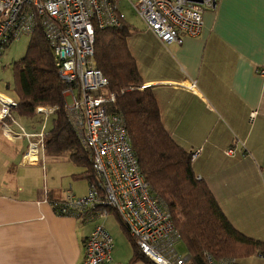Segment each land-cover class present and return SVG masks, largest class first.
Returning a JSON list of instances; mask_svg holds the SVG:
<instances>
[{"label": "crops", "instance_id": "crops-1", "mask_svg": "<svg viewBox=\"0 0 264 264\" xmlns=\"http://www.w3.org/2000/svg\"><path fill=\"white\" fill-rule=\"evenodd\" d=\"M135 29L128 49L166 131L184 150L200 149L192 162L196 177L237 231L264 243V0H219L215 11L204 14L199 35L179 45ZM8 88L1 83L0 94L18 102ZM13 116L27 133L39 129L40 119L43 130L52 119ZM27 146L0 123V264H82L83 242L97 220L82 223L60 213L52 200L79 196L72 185L63 190L69 181L86 195L84 170L44 151L29 162L23 158ZM228 149L234 155H225ZM110 217L100 222L106 226ZM113 243L110 264H146L130 262L128 238L114 237ZM251 259L264 264L259 256L245 262L254 264Z\"/></svg>", "mask_w": 264, "mask_h": 264}, {"label": "built area", "instance_id": "built-area-1", "mask_svg": "<svg viewBox=\"0 0 264 264\" xmlns=\"http://www.w3.org/2000/svg\"><path fill=\"white\" fill-rule=\"evenodd\" d=\"M219 0H0V55L13 40L31 36L41 29L52 51L64 91L67 117L81 145L89 153L95 176L84 197H66L62 214L80 222L103 218L112 208L121 219L137 249L154 264H186L189 256L179 254L177 235L170 214L152 195L144 180L123 119L111 114L106 97L107 80L94 63L95 29L119 27L125 22L123 9L139 18L144 30L162 44H181L185 37L199 35L203 17L215 11ZM264 76V70L259 72ZM142 85L140 89H144ZM70 98V103H67ZM15 99L0 94V123L8 134L24 137L27 161L37 160L43 147V129L27 133L10 130L16 124ZM55 108L38 107L44 119ZM235 149L225 155L232 156ZM200 153L192 155L194 161ZM32 157H29V156ZM82 264H110L113 239L102 224L83 242ZM209 264H214L209 258Z\"/></svg>", "mask_w": 264, "mask_h": 264}, {"label": "trees", "instance_id": "trees-1", "mask_svg": "<svg viewBox=\"0 0 264 264\" xmlns=\"http://www.w3.org/2000/svg\"><path fill=\"white\" fill-rule=\"evenodd\" d=\"M136 33L137 30L126 22L119 27L95 29L93 59L95 67L107 80L106 97L114 96V101L106 104L107 109L123 119L140 172L152 195L170 214L179 236L177 249L178 245H184L189 256L186 264H209V258L214 264H247L248 258L264 257V243L237 231L207 183L194 174L192 155L200 149L186 151L179 146L162 123L153 91L139 89L143 81L127 45L128 38ZM12 71L14 92L18 97L13 113L35 118L38 116L36 108H55L50 115V129L43 130L45 156L71 161L84 170L81 177L88 185L94 183L89 153L73 132L67 117L63 94L67 85L59 78L52 51L41 29H35L31 34L24 57L12 64ZM40 121L42 124L43 120ZM64 201L52 200V205L60 210ZM105 211L101 220L96 219L95 226L102 224L106 229L102 222L113 215L132 244L130 262L154 264L137 249L115 211L112 208Z\"/></svg>", "mask_w": 264, "mask_h": 264}, {"label": "rangeland", "instance_id": "rangeland-1", "mask_svg": "<svg viewBox=\"0 0 264 264\" xmlns=\"http://www.w3.org/2000/svg\"><path fill=\"white\" fill-rule=\"evenodd\" d=\"M123 14L125 17V22L127 24H129L131 27H133L134 29H140L141 27H143L141 21L139 20L138 17H136L135 15H133L131 13V11L129 10V8L125 7L123 9ZM30 40V36H22L18 39L13 40L7 47H5L0 55V84H8L9 88H8V92L12 93L14 90V80H13V71H12V64L14 62L19 61L22 57H24L26 50H27V46ZM145 88H148V86H146ZM144 88V89H145ZM140 89V88H139ZM143 90V89H140ZM6 98H11L7 95H3ZM12 99V98H11ZM67 103H70V98H67ZM40 116H45L44 114H39ZM17 118V117H16ZM16 120V119H15ZM46 125V131H48L50 129L51 126V122L47 121L45 123ZM42 124L39 126V129L36 132H39L42 128H41ZM15 127L20 129L21 125L20 123L16 120V124ZM35 129H37V125L35 126ZM35 133V132H32ZM69 185H72V189L74 194L79 195L77 197H84L85 194H79L78 189H74V185L73 182L69 181L68 183H66L64 189L69 188ZM83 186V185H82ZM111 216V215H110ZM109 216V217H110ZM111 219H109L108 223L106 224L108 230H109V234L114 238V237H119L121 239H127L126 236L124 235L123 231L120 230L119 225L117 224L116 220H112V217H110ZM117 233V234H116ZM112 238V239H113ZM178 251L182 256H186V251L184 248L183 244L178 245ZM250 262L256 264L257 260H253L251 259Z\"/></svg>", "mask_w": 264, "mask_h": 264}]
</instances>
